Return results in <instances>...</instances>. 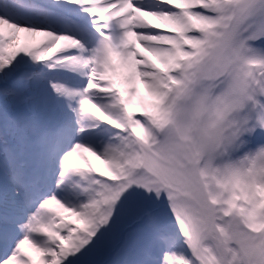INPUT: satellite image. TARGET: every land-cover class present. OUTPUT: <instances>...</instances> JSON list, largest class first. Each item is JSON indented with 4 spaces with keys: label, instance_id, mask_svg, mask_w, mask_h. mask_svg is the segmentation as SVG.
Instances as JSON below:
<instances>
[{
    "label": "snow or ice",
    "instance_id": "obj_1",
    "mask_svg": "<svg viewBox=\"0 0 264 264\" xmlns=\"http://www.w3.org/2000/svg\"><path fill=\"white\" fill-rule=\"evenodd\" d=\"M0 264H264V0H0Z\"/></svg>",
    "mask_w": 264,
    "mask_h": 264
},
{
    "label": "rangeland",
    "instance_id": "obj_2",
    "mask_svg": "<svg viewBox=\"0 0 264 264\" xmlns=\"http://www.w3.org/2000/svg\"><path fill=\"white\" fill-rule=\"evenodd\" d=\"M22 38H25V34H22ZM26 39H27L28 42H32V39H33V38H31V37H26ZM37 39H38V38H37ZM85 156H87L89 159H91V160H92L94 163H96L98 166H101V165H100V162H99V161H96L94 157H91V156H90L89 154H87V153H85ZM74 162H75V163H78V164L81 163L79 157L74 158Z\"/></svg>",
    "mask_w": 264,
    "mask_h": 264
}]
</instances>
